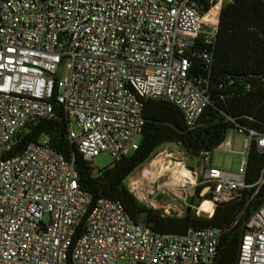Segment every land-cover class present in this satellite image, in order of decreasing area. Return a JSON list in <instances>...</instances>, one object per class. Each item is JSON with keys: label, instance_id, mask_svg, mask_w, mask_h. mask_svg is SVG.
<instances>
[{"label": "built area", "instance_id": "built-area-1", "mask_svg": "<svg viewBox=\"0 0 264 264\" xmlns=\"http://www.w3.org/2000/svg\"><path fill=\"white\" fill-rule=\"evenodd\" d=\"M226 2L0 0V264L217 263L228 228L162 234L135 221L119 201H94L79 183L74 158L54 149L48 135L17 156L7 153L27 125L55 118L56 106L69 121L67 142L95 176L101 171L93 160L101 153L115 163L139 149L146 101L171 103L186 126L196 128L211 105L210 75ZM198 65L205 76H195ZM62 66L66 75L60 78ZM251 91L247 84L245 92ZM225 116L244 137L245 150L238 153L242 163L235 174L194 172L193 187L204 186L206 193L199 206L209 201L213 214L244 190L255 195L264 185V169L253 184L245 181L251 149L264 155V134ZM214 150L234 153L229 142ZM212 152L202 153L205 165ZM160 154L180 157L190 171L183 152L161 151L154 159ZM141 172L127 178L135 197L181 217L156 200L161 175L138 179ZM246 229L237 264H264V202Z\"/></svg>", "mask_w": 264, "mask_h": 264}, {"label": "trees", "instance_id": "trees-1", "mask_svg": "<svg viewBox=\"0 0 264 264\" xmlns=\"http://www.w3.org/2000/svg\"><path fill=\"white\" fill-rule=\"evenodd\" d=\"M214 58L210 75L211 105L201 116L197 127L189 129L181 111L171 103L146 101V122L139 149L97 176L93 175L90 163L67 142L69 121L59 106L55 107V118L32 122L19 132L7 156L21 154L28 144L48 135L54 149L67 160L74 158L79 183L94 201L101 198L119 201L135 221L145 222L162 234L182 235L191 228H228L221 241L216 264H237L246 223L264 202V185L255 195L254 189L244 190L238 201L219 205L212 217L197 215L195 210L186 211L181 217L165 215L142 204L126 185L127 178L137 169H143L167 144H176L192 159H200L202 153L212 152L225 141L227 132L235 129L225 115L240 119L242 124L264 134V0H227L221 13ZM205 74L198 65L195 76ZM230 78L234 80L233 86L228 85ZM247 84L252 86L249 93L245 92ZM262 169L264 155L253 147L246 183L253 184ZM203 189L204 186L196 188L198 197ZM194 202L193 198L191 205ZM237 219L239 221L234 225Z\"/></svg>", "mask_w": 264, "mask_h": 264}, {"label": "rangeland", "instance_id": "rangeland-1", "mask_svg": "<svg viewBox=\"0 0 264 264\" xmlns=\"http://www.w3.org/2000/svg\"><path fill=\"white\" fill-rule=\"evenodd\" d=\"M66 75V68L65 66H62L59 70L58 76L62 78ZM72 128L76 131H79V128L75 124V122H72ZM40 142H44L43 137H40ZM224 142H229L231 146V150L235 153H228L223 152L220 150H214L211 155V162L209 165H205L201 159H192L187 158V167L189 168V172L195 175L194 172L197 173L199 177L202 176L203 170L205 168H216L228 173H237L240 165L242 163V157L238 153L243 152L244 149V137L240 135L237 130L230 129L225 137ZM166 152L170 154L171 152L179 151L180 148L176 144H167L160 148L158 152ZM185 157V156H184ZM163 159L164 160V166L170 165V170L163 173L161 175L159 182L157 183L159 185V191L156 193H159L156 200L161 202L162 205L170 206L171 207V214H176L179 216H183L186 211H188L189 207H192L191 210H195L197 215L202 214L199 213L197 209V205L202 201V199H205V188L201 191L200 197L196 194V187L188 186L186 188H179V189H173L170 191L168 189H165L166 183L170 181L171 173L172 171H177L180 167L185 168L182 163V159H174L172 157H169L168 155L163 158V156L160 154L158 155L153 161L147 163L143 169L139 168L134 173V175H137L142 170L141 174L138 176V179L141 178H148L150 175V170L157 166ZM114 161L107 153H101L99 156L95 157L93 160V164L96 166V168L99 171H102L104 169L110 168L113 165ZM193 171V172H191ZM160 172V171H159ZM159 176V175H158ZM196 176V175H195ZM196 178V177H195ZM195 178L193 179V175L191 177V180L195 182ZM129 180L126 181L128 184ZM186 183V182H185ZM163 185V186H162ZM152 198V197H150ZM195 199L194 205H191V200ZM202 198V199H201ZM202 203L199 207L203 206Z\"/></svg>", "mask_w": 264, "mask_h": 264}, {"label": "bare ground", "instance_id": "bare-ground-1", "mask_svg": "<svg viewBox=\"0 0 264 264\" xmlns=\"http://www.w3.org/2000/svg\"><path fill=\"white\" fill-rule=\"evenodd\" d=\"M164 160L165 159H163L157 166H155L154 168H152L150 170V175L148 178L153 180L158 175H163V173L170 170V168H171L170 165L164 166ZM192 175H193V179H194L196 176L194 174H192ZM192 175L186 168H182V167H180L177 171H172L170 181H169V183L168 182L166 183L165 189H168L170 191V189L171 190H173V189L177 190L179 188H186L188 186H190V188H191V186H193V184H194V181L191 180ZM203 204H204L203 206L198 208L199 213L202 214L203 216H207V217L212 216L213 215L212 204L209 201H204Z\"/></svg>", "mask_w": 264, "mask_h": 264}, {"label": "water", "instance_id": "water-1", "mask_svg": "<svg viewBox=\"0 0 264 264\" xmlns=\"http://www.w3.org/2000/svg\"><path fill=\"white\" fill-rule=\"evenodd\" d=\"M191 208H192V207H189L188 211H191Z\"/></svg>", "mask_w": 264, "mask_h": 264}]
</instances>
